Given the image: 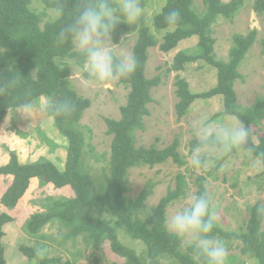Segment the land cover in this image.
Segmentation results:
<instances>
[{
	"label": "trees",
	"instance_id": "16d2710c",
	"mask_svg": "<svg viewBox=\"0 0 264 264\" xmlns=\"http://www.w3.org/2000/svg\"><path fill=\"white\" fill-rule=\"evenodd\" d=\"M45 1L47 8L54 11L62 6L64 14L53 21L44 22L45 14H39L31 8L34 0H0V87H5L0 92V119H5L10 112L8 109L15 110L22 102L32 105L35 100L47 96L50 100L45 107V114L65 137L68 144L67 158L63 167L49 159L23 164L17 152L9 150L10 161L0 166V178L11 177L12 184L0 203L7 210H14L27 194L33 180L38 179L43 186L53 184L58 189H71L73 196L48 200L45 211L33 214L25 222L23 229L29 235L38 236L47 226L57 224L67 230L58 239L59 246L76 243L82 237L90 247L97 249L103 245V241L108 240L116 258L121 261L115 264H154L164 257L173 258L180 264H206L203 257L194 253L191 245L184 250L185 238L168 230L167 209L185 199L189 192L185 174L177 175L175 189L168 191L146 219L142 218V213L152 194L151 187L144 189L136 199L127 197L131 169L154 168L169 161L180 167L186 165V159L179 151V139L164 149L137 146V134L146 131L145 120L151 114L149 105L153 102L152 92L161 85L160 77L149 79L146 74L149 50L158 46L151 28L142 26L138 31L133 51L137 60L135 73L119 80L130 90L127 103L121 108V119L106 120L107 134L113 137V141L106 189L103 194H98L87 166L90 154L86 151V137L81 129L84 114L91 108L92 102L78 95L73 87L71 71L57 62V59H71L79 65L84 64L83 54L76 51L70 42H60L58 37V33L74 20L82 0H62V3L61 0ZM164 1V7L154 17V28L159 33L172 28L174 30L166 33L160 50L171 53L186 40H199L195 53L187 50L177 53L169 72H184L189 65L200 62L217 70L216 86L204 93H193L186 79L176 78L178 118L186 117L193 104L199 100L221 97L223 110L214 119L233 115L241 120L257 141L254 152L250 153L256 158L257 154L264 153V137L256 140L254 132L264 121V95L257 98L253 106L244 108L239 104L236 84L244 79L240 67L257 44L259 31L254 29L248 34H235L227 61L218 60L214 54L216 25L221 19L233 20L245 8L248 0H232L228 3L204 0L202 12L197 9L194 0ZM142 6L146 7L145 0H142ZM173 10L180 13V19L176 24L169 25L165 17ZM252 10L264 21V0H254ZM131 33V26L122 22L115 27L111 39L119 45L122 38ZM261 46L264 53V39ZM15 77V87H7ZM63 100L71 103L72 111L56 115L52 105ZM21 136L25 137L23 133ZM195 142L196 139L190 142V149ZM51 144L55 147L53 141ZM237 150L234 148V151ZM232 154L219 163L222 164ZM258 161L264 164V157ZM205 181V177L197 179V195L207 190ZM259 205L252 208L245 232L230 235L216 224L214 231L222 238L226 236L241 240L242 254L252 255L259 264H264V216L256 213ZM106 214L111 217L105 218ZM14 220L8 212L0 213V264H8L3 242L6 236L4 227ZM119 229L146 246V259L121 242ZM19 249L25 257L36 260L38 264H73L71 260L62 263L59 258L41 257L33 247L21 246Z\"/></svg>",
	"mask_w": 264,
	"mask_h": 264
},
{
	"label": "rangeland",
	"instance_id": "374dc122",
	"mask_svg": "<svg viewBox=\"0 0 264 264\" xmlns=\"http://www.w3.org/2000/svg\"><path fill=\"white\" fill-rule=\"evenodd\" d=\"M194 1L197 9L202 12L204 0ZM222 1L228 3L232 0ZM253 2L254 0H248L245 8L233 20L221 19L216 25L215 33L217 42L214 54L218 60L227 61L235 34H248L254 29L259 31L257 44L240 67L244 79L236 84L238 101L244 108L253 106L256 99L264 95V53L261 46L264 39V21L252 10ZM145 3L146 18L139 29L142 26L150 27L151 33L158 41V46L149 50L146 74L149 79L160 77L161 85L152 92L153 102L149 105L151 114L145 120L146 131L137 134V146L146 148L155 146L157 149H164L179 139L181 142L179 151L186 159V165L180 167L169 161L154 168L131 169L127 197L136 199L144 189L151 187L152 194L142 213V218L146 219L168 191L175 189L177 175L185 174L189 182V192L185 199L175 202L167 209L169 222L176 210L190 204L188 197L197 195V179L205 177L206 187L212 200V209L216 213L215 224L230 235L241 234L247 230L254 205L264 204V164L243 149L237 151L232 149L217 150L209 154L208 158L211 162L207 168L195 169L190 165V142L196 139L194 125L201 120L212 121L216 125H226L229 122L226 119L227 116L214 119L223 110L221 97L195 102L187 116L179 119L176 113V105L179 102L176 94V78L186 79L193 93H204L216 86L217 70L200 62L189 65L184 72H169L177 53L182 50L195 53L199 40L192 38L182 42L179 48L171 53L162 52L160 46L166 33L174 29L159 33L154 28L153 22L154 17L164 7L165 1L145 0ZM31 8L39 14H45L44 22L53 21L58 17L54 10L47 8L45 0H34ZM130 26L132 33L124 36L119 46H126L127 50L133 52L139 29L136 31V25ZM112 43L115 44L113 41ZM76 51L79 50L76 49ZM114 51L119 55L121 47H114ZM57 62L71 71L73 87L78 95L92 102L91 108L84 114L81 129L86 137V151L90 154L87 158V166L94 181V189L96 193L103 194L106 189V175L113 141V137L107 134L106 120L121 119V108L126 105L130 90L119 81L98 82L90 79L83 66L75 60L57 59ZM49 100L47 96L35 100L31 113L26 116H21L12 110L5 119H0V166L10 161L9 150L17 152L23 164L49 159L64 166L68 144L56 128L54 121L45 114V107ZM254 132L256 140L264 137V121L259 128L254 129ZM22 133L25 137L21 136ZM51 141L55 143V147ZM232 152L229 159L222 164L219 163ZM11 184V177L0 178V202ZM71 196H73L71 189H58L53 184L43 186L36 179L14 210L9 211L0 203V213L8 212L15 219L4 227L6 236L3 242L8 264H38L36 260H29L20 252L21 246L33 247L41 257L59 258L62 263L70 260L73 264L121 263L113 253L108 240L103 241V245L97 249L90 247L82 237L76 243L59 246L57 241L62 232H67L61 229L60 225L47 226L38 236H31L23 229L25 222L33 214L46 210L48 200H59ZM104 217L111 216L106 214ZM118 233L124 245L146 259V246L143 243L133 240L122 229H119ZM217 236L224 241L227 248L225 264H259L254 256L242 254L241 240ZM188 245L190 243L185 237L184 250ZM154 264L180 263L173 258L164 257Z\"/></svg>",
	"mask_w": 264,
	"mask_h": 264
},
{
	"label": "clouds",
	"instance_id": "9594fccd",
	"mask_svg": "<svg viewBox=\"0 0 264 264\" xmlns=\"http://www.w3.org/2000/svg\"><path fill=\"white\" fill-rule=\"evenodd\" d=\"M62 3V0H61ZM57 16L64 14L62 6L55 9ZM123 18V19H122ZM146 18L142 0H82L72 23L58 33L60 42H70L84 57L83 68L90 79L98 82H116L130 77L137 69V60L133 52L126 46L112 43V33L120 23L136 25L139 29ZM180 19L178 11H171L165 17L169 25L176 24ZM111 45V46H110ZM114 47H121L118 55ZM15 77L6 85L15 87ZM5 87H0L3 92ZM12 109H8L11 111ZM56 115L68 114L72 111L69 101H57L52 105ZM21 116L31 113L32 105L22 102L15 107ZM226 125H216L212 121L201 120L194 125L196 142L191 148L190 165L195 169L207 168L210 164L209 154L217 150L230 151L244 149L253 153L256 143L249 128L236 116L228 115ZM264 153L256 155L260 160ZM190 204L175 211L168 222L169 230L187 238L194 253L203 257L206 264H225L227 248L224 241L215 234L216 213L212 210V200L207 190L199 195L188 197ZM258 216H264V204L257 207Z\"/></svg>",
	"mask_w": 264,
	"mask_h": 264
}]
</instances>
